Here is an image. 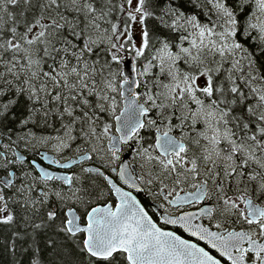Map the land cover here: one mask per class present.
I'll list each match as a JSON object with an SVG mask.
<instances>
[{"label": "snow or ice", "instance_id": "obj_1", "mask_svg": "<svg viewBox=\"0 0 264 264\" xmlns=\"http://www.w3.org/2000/svg\"><path fill=\"white\" fill-rule=\"evenodd\" d=\"M18 211L73 264H264V0H0V225Z\"/></svg>", "mask_w": 264, "mask_h": 264}, {"label": "trees", "instance_id": "obj_2", "mask_svg": "<svg viewBox=\"0 0 264 264\" xmlns=\"http://www.w3.org/2000/svg\"><path fill=\"white\" fill-rule=\"evenodd\" d=\"M188 7L191 8L190 5ZM195 10L200 11L198 8ZM25 223L18 211L15 223L0 225V264H32L37 255L41 264H73L76 257L69 254L72 242L52 231L36 235L25 227ZM49 240L55 241V247L49 245Z\"/></svg>", "mask_w": 264, "mask_h": 264}, {"label": "flooded vegetation", "instance_id": "obj_3", "mask_svg": "<svg viewBox=\"0 0 264 264\" xmlns=\"http://www.w3.org/2000/svg\"><path fill=\"white\" fill-rule=\"evenodd\" d=\"M111 122L114 124V121H111ZM113 131H115V129H113ZM19 151H21L23 153L25 151V149H23V147L21 146ZM27 151H28V155H29L30 158L34 157V154L36 152H40V153L48 152L49 155H54V153H52L50 151V147L47 146V145H42V146H39V147L35 146V148H30ZM121 156H122V159L128 160L131 163V153H130L129 150L125 149L121 153ZM35 158L39 159L38 156H36ZM117 163H119V162H117ZM135 167H136L137 172H141L138 164H136ZM189 190H191V189H189ZM141 202L144 204L146 210L149 212L150 215L153 216L154 219H156L159 216V212H163L164 211L163 209H158L159 211H157V210H155L153 208L152 204L156 203V204L159 205L160 203H162V200L160 198H158V197H155V196H149L147 194V192L141 194ZM190 210H192V209L189 208L188 206H185V208L183 209V211H190ZM169 212H171L174 215L177 214L175 212V210H172V209H169ZM172 230H176V229L173 227ZM180 232L182 233V230H180ZM184 235H185V238H187L186 234H184Z\"/></svg>", "mask_w": 264, "mask_h": 264}, {"label": "water", "instance_id": "obj_4", "mask_svg": "<svg viewBox=\"0 0 264 264\" xmlns=\"http://www.w3.org/2000/svg\"><path fill=\"white\" fill-rule=\"evenodd\" d=\"M152 206H153V208H154L155 210L159 211L158 208H157L158 204L154 203V204H152ZM160 214H161V212H159V215H160Z\"/></svg>", "mask_w": 264, "mask_h": 264}, {"label": "rangeland", "instance_id": "obj_5", "mask_svg": "<svg viewBox=\"0 0 264 264\" xmlns=\"http://www.w3.org/2000/svg\"><path fill=\"white\" fill-rule=\"evenodd\" d=\"M35 146H36V147H39V146H42V145H41V144H36ZM49 147H50V146H49Z\"/></svg>", "mask_w": 264, "mask_h": 264}]
</instances>
